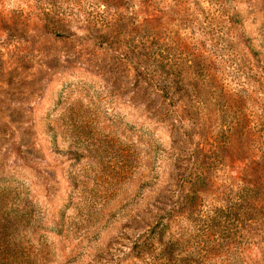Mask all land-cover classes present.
<instances>
[{"label":"rangeland","instance_id":"obj_1","mask_svg":"<svg viewBox=\"0 0 264 264\" xmlns=\"http://www.w3.org/2000/svg\"><path fill=\"white\" fill-rule=\"evenodd\" d=\"M162 229L264 264V0H0V264H149Z\"/></svg>","mask_w":264,"mask_h":264},{"label":"trees","instance_id":"obj_2","mask_svg":"<svg viewBox=\"0 0 264 264\" xmlns=\"http://www.w3.org/2000/svg\"><path fill=\"white\" fill-rule=\"evenodd\" d=\"M155 230H153L151 233H154ZM156 235V234H154ZM161 237L160 242L162 244L163 250L160 249V252L157 253V249L151 248L147 243L146 247L141 246V250H145V254H151L150 263L149 264H189L187 260L178 258V256H174V253L172 250L174 249V242L172 240L164 241V230H160L157 234ZM152 249H155L154 252H152ZM149 251V252H148ZM151 251V252H150Z\"/></svg>","mask_w":264,"mask_h":264}]
</instances>
